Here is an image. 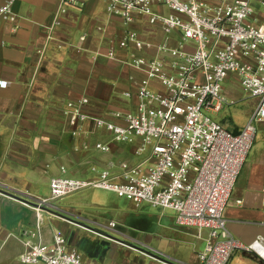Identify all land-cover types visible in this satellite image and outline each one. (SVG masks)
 I'll return each instance as SVG.
<instances>
[{
	"label": "built area",
	"instance_id": "1",
	"mask_svg": "<svg viewBox=\"0 0 264 264\" xmlns=\"http://www.w3.org/2000/svg\"><path fill=\"white\" fill-rule=\"evenodd\" d=\"M57 1L52 27L75 0ZM13 2L0 5V16L12 23ZM105 10L126 27L117 46L144 53L133 52L124 62L141 74L134 90L123 92L133 105L92 116L82 109L88 102L82 97L68 102L64 114L73 134L78 123L90 119L114 142L137 139L132 153L142 159L92 167L93 179L53 176L49 198L39 199L35 209L84 189L107 190L135 206L171 210L177 226L195 228L198 237L204 234L198 264H228L236 252L264 264V238L242 243L231 235L223 215L253 144L255 123L264 121V27L256 23L264 17V0H108ZM142 22L150 27L146 39L131 28ZM106 56L114 58L111 48ZM228 78L255 100L249 120L235 132L211 116L230 103L222 93ZM96 148L110 149L108 144ZM39 223L37 215L35 228L22 231L25 249L17 264H93L59 233L49 244L33 242Z\"/></svg>",
	"mask_w": 264,
	"mask_h": 264
},
{
	"label": "crops",
	"instance_id": "2",
	"mask_svg": "<svg viewBox=\"0 0 264 264\" xmlns=\"http://www.w3.org/2000/svg\"><path fill=\"white\" fill-rule=\"evenodd\" d=\"M5 1L0 0V5ZM107 1L75 0L55 27L57 0H14L15 22L0 16V81L4 82L0 85V264H17L25 249L21 233L35 228L37 215L39 237L33 242L49 244L59 233L68 246L81 249L89 263L198 264L204 234L198 237L195 228L177 226L174 218L171 234L156 237L157 246L147 247L144 242L123 240L120 236H127L121 230L85 216L76 203L63 201L35 209L39 199H46L40 193L49 190L51 177L93 179L97 172L92 167H115L133 155L128 145L137 139L114 142L90 119L78 123L73 134L64 114L68 102L82 97L88 99L82 109L92 116L133 105L134 99L123 92L133 91L141 74L124 62L133 52L144 53L117 46L126 27L120 17L107 14ZM131 28L148 38L147 23ZM110 48L111 59L106 56ZM222 93L230 101L225 107L231 115V126L226 122L222 126L238 131L249 120L255 100L247 116L237 119L238 97L223 87ZM255 127L253 144L223 213L227 229L242 243L264 238V121ZM96 144H108L110 149H98ZM99 241L102 247L96 245ZM228 264L262 263L251 254L236 252Z\"/></svg>",
	"mask_w": 264,
	"mask_h": 264
},
{
	"label": "rangeland",
	"instance_id": "3",
	"mask_svg": "<svg viewBox=\"0 0 264 264\" xmlns=\"http://www.w3.org/2000/svg\"><path fill=\"white\" fill-rule=\"evenodd\" d=\"M259 20V26L264 27V17H260ZM222 87L225 92L238 97L237 102L241 111L237 119L246 117L253 104L252 98H250L236 82L232 81V79L225 80L222 83ZM211 116L221 125L226 122L227 126H231L229 123V117H231V115L228 111V107H224L221 111ZM131 143L132 144L128 145V148H134L135 142ZM141 159L142 156L139 157L131 154L128 155L127 158V160H130L129 162L136 163ZM102 191L107 190L95 188L84 189V191H79L63 198L51 200L50 203L59 204L63 201L73 202L76 203L77 209H79L82 214L97 220L99 224H107L112 221L113 226L111 227L121 230L127 237H120L131 244L135 243L141 245L139 242H144L148 244L146 245L147 247H153L157 246L156 237L168 236L171 234L170 228L175 225L172 223V218L175 216L173 211L155 208L147 203H141L139 206H135L130 200L118 197L110 191L105 192V196H101ZM49 196V190L40 193V197L48 199ZM160 223L161 225L164 224L166 227L159 225ZM91 225L88 226L92 227ZM91 241L94 242L93 240ZM96 245L102 247L100 241L97 242ZM138 245L135 246L139 247ZM142 246L145 245L143 244Z\"/></svg>",
	"mask_w": 264,
	"mask_h": 264
},
{
	"label": "water",
	"instance_id": "4",
	"mask_svg": "<svg viewBox=\"0 0 264 264\" xmlns=\"http://www.w3.org/2000/svg\"><path fill=\"white\" fill-rule=\"evenodd\" d=\"M164 260H165V261H168L169 259H167V258H164Z\"/></svg>",
	"mask_w": 264,
	"mask_h": 264
}]
</instances>
